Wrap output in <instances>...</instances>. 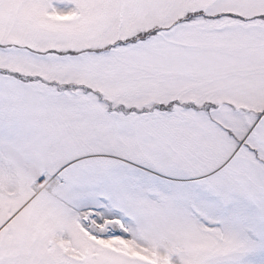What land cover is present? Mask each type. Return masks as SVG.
<instances>
[{
    "label": "snow or ice",
    "instance_id": "obj_1",
    "mask_svg": "<svg viewBox=\"0 0 264 264\" xmlns=\"http://www.w3.org/2000/svg\"><path fill=\"white\" fill-rule=\"evenodd\" d=\"M0 264H264V0H0Z\"/></svg>",
    "mask_w": 264,
    "mask_h": 264
}]
</instances>
